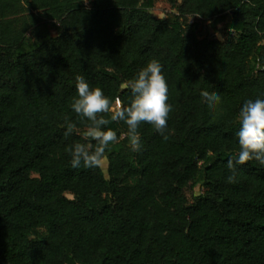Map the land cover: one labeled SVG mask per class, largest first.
<instances>
[{
    "label": "trees",
    "instance_id": "1",
    "mask_svg": "<svg viewBox=\"0 0 264 264\" xmlns=\"http://www.w3.org/2000/svg\"><path fill=\"white\" fill-rule=\"evenodd\" d=\"M166 2L176 15L156 17V0H0V264H264V167L226 179L239 108L264 96V0ZM196 16L222 35L200 38ZM42 19L58 35L29 44ZM152 58L169 139L143 122L133 152L111 121L107 173L73 169L66 149L86 127L70 107L76 75L123 107ZM201 89L220 94L215 113Z\"/></svg>",
    "mask_w": 264,
    "mask_h": 264
},
{
    "label": "clouds",
    "instance_id": "2",
    "mask_svg": "<svg viewBox=\"0 0 264 264\" xmlns=\"http://www.w3.org/2000/svg\"><path fill=\"white\" fill-rule=\"evenodd\" d=\"M78 2L87 4L88 0ZM124 87L130 90V101L120 107L117 100L113 108L112 99L101 87L91 85L82 74L76 75V93L70 107L86 127L82 133L85 142H74L66 149L73 169L99 168L106 163V150L118 139L116 131L107 127L111 121H122L127 126L129 146L133 152L142 148L139 128L143 122L152 125L164 140L169 139L166 130L172 105L168 103V84L161 62L155 58L147 61L125 82ZM199 95L209 111L215 113L221 102L220 94L201 89ZM106 113H111L110 119L103 115ZM238 122L239 128L235 133L238 151L226 161L229 183L236 182L240 165L255 161L264 167V96L246 99L239 108ZM65 125L64 135H71L76 124L66 118Z\"/></svg>",
    "mask_w": 264,
    "mask_h": 264
},
{
    "label": "rangeland",
    "instance_id": "3",
    "mask_svg": "<svg viewBox=\"0 0 264 264\" xmlns=\"http://www.w3.org/2000/svg\"><path fill=\"white\" fill-rule=\"evenodd\" d=\"M92 0H88L87 5H90ZM176 11L171 8V6L166 2V0H156L154 14L158 18H168L176 15ZM189 24H197L198 25V36L200 38L205 37H220L222 35L221 30L224 28L225 23L221 24L216 28L213 27L212 23L210 21L203 20L200 17H192L188 19ZM56 24L55 22L47 21L42 19L41 22L35 26L32 27L28 34V42L29 44L34 43H41L45 40L46 36H57L58 32L56 30ZM121 107V103L119 105ZM116 107V103L114 104L113 108ZM108 160L106 163L102 166L103 170L107 173L108 171ZM202 193V189L197 187L193 192L187 191V195L190 200H192L193 196H197ZM69 198H72V195H67Z\"/></svg>",
    "mask_w": 264,
    "mask_h": 264
}]
</instances>
